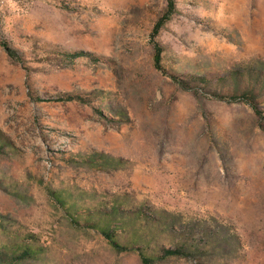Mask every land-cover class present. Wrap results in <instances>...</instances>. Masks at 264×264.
Instances as JSON below:
<instances>
[{
  "label": "rangeland",
  "instance_id": "1",
  "mask_svg": "<svg viewBox=\"0 0 264 264\" xmlns=\"http://www.w3.org/2000/svg\"><path fill=\"white\" fill-rule=\"evenodd\" d=\"M174 4H0V264H264V0Z\"/></svg>",
  "mask_w": 264,
  "mask_h": 264
},
{
  "label": "trees",
  "instance_id": "2",
  "mask_svg": "<svg viewBox=\"0 0 264 264\" xmlns=\"http://www.w3.org/2000/svg\"><path fill=\"white\" fill-rule=\"evenodd\" d=\"M175 10V4H174V0H167V5H166V8H165V11L162 13V15L156 20L154 26H153V29H152V35L155 36V34L158 33V31L160 30V28L165 24V22L171 17L172 13L174 12ZM154 42V47H155V54H154V64L157 68L159 69H164L162 64H161V51H162V48H161V45L157 42V41H153ZM5 50L7 51V53L12 57V58H15V59H19V56L17 54V51L16 49L12 48L11 46L7 45L5 42L2 43ZM82 54V51H76V52H71V53H67V56L71 57V58H74L78 55H81ZM179 83L183 86V87H187L188 86V83L184 80H181L179 79ZM214 94L217 96V97H220V98H224L225 95L223 94H220L218 92H214ZM248 96L247 98L245 99H248V103L255 108V110L257 111V113H259V109H258V106H257V103H256V100H255V93L253 91L252 88H249L247 90H245V92L242 93V97H246ZM230 99H236V98H239L237 95H230L229 96ZM105 235L106 237L109 239V241L117 248H120L122 249V246L119 244L118 241H116L112 235H110V233L108 232H105ZM184 252V247L183 246H180V247H177V248H166L163 250V255L165 256H170V255H175V254H182ZM142 258L143 260L148 263V264H152L153 260L142 254Z\"/></svg>",
  "mask_w": 264,
  "mask_h": 264
},
{
  "label": "built area",
  "instance_id": "3",
  "mask_svg": "<svg viewBox=\"0 0 264 264\" xmlns=\"http://www.w3.org/2000/svg\"><path fill=\"white\" fill-rule=\"evenodd\" d=\"M6 0H0V4L4 3Z\"/></svg>",
  "mask_w": 264,
  "mask_h": 264
}]
</instances>
